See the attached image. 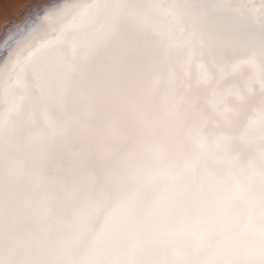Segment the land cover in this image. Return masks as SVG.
I'll use <instances>...</instances> for the list:
<instances>
[{"label":"clouds","instance_id":"1","mask_svg":"<svg viewBox=\"0 0 264 264\" xmlns=\"http://www.w3.org/2000/svg\"><path fill=\"white\" fill-rule=\"evenodd\" d=\"M0 56V264H264V0H62Z\"/></svg>","mask_w":264,"mask_h":264},{"label":"rangeland","instance_id":"2","mask_svg":"<svg viewBox=\"0 0 264 264\" xmlns=\"http://www.w3.org/2000/svg\"><path fill=\"white\" fill-rule=\"evenodd\" d=\"M42 0H0V35L3 27L23 17L24 13Z\"/></svg>","mask_w":264,"mask_h":264},{"label":"bare ground","instance_id":"3","mask_svg":"<svg viewBox=\"0 0 264 264\" xmlns=\"http://www.w3.org/2000/svg\"><path fill=\"white\" fill-rule=\"evenodd\" d=\"M48 1H50V0H42L40 3H38L37 5H35V7L31 8L29 11H27L26 13H24V15H23L22 18H20V19H18L16 21H12V22L7 23L3 27L2 34L0 35V46H2L4 44V42H5V40L8 39L10 36H12L16 32L17 29L15 28V26L18 23H20L19 25L22 26L26 21H29V19H31L36 13H38L39 11H41L46 6L45 3H47ZM87 2H90V3L91 2H97L98 3V2H102V0H87ZM31 15H33V16L31 17ZM0 58H1V56H0ZM1 59L3 60V58H1ZM2 60H0V62H2ZM220 87H221L222 90H227L228 89V87H229V80H228L227 77H225V78L222 79Z\"/></svg>","mask_w":264,"mask_h":264},{"label":"water","instance_id":"4","mask_svg":"<svg viewBox=\"0 0 264 264\" xmlns=\"http://www.w3.org/2000/svg\"><path fill=\"white\" fill-rule=\"evenodd\" d=\"M61 2H62V0H50V1H48L47 3H45V5H46L45 7H47V6H51V5H55V4H59V3H61ZM41 7H42V6H41ZM41 7H40V8H41ZM45 7H44V8H45ZM40 8H39V9H40ZM44 8H43V9H44ZM43 9H42V10H43ZM38 11H39V10H38ZM34 14H35V13H34ZM34 14H33V15H34ZM33 15H31V17H32ZM29 18H30V17H29ZM26 22H27V21H26ZM26 22H25L22 26H20V25H19L20 23H18V24L15 26V28L17 29L16 32H17L19 29H21V28L26 24ZM15 28H14V29H15ZM13 32H14V31H13ZM1 58H3V57L1 56ZM1 58H0V60H2Z\"/></svg>","mask_w":264,"mask_h":264}]
</instances>
